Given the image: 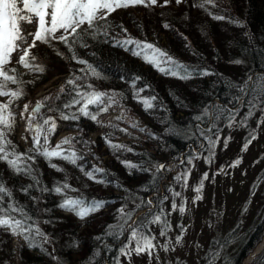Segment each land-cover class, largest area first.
Here are the masks:
<instances>
[{"label": "trees", "instance_id": "16d2710c", "mask_svg": "<svg viewBox=\"0 0 264 264\" xmlns=\"http://www.w3.org/2000/svg\"><path fill=\"white\" fill-rule=\"evenodd\" d=\"M197 3L198 0H183L161 9L142 4L121 7L107 20H98L94 29L84 24L86 31L79 37L70 36L71 51L59 41H38L31 50L36 57L32 63L42 66V72L23 68L18 59L6 66L16 69L10 74L18 76L19 81L9 84L8 91L23 92L18 99L0 97V103L11 101L14 123L7 131L11 141L7 150L22 154L18 161L22 171L16 173L0 161V180L11 192L0 204L11 206L15 210L9 215L30 226L37 246H28L24 238L28 233L13 235L0 227V264H119L124 253L136 246L133 230L153 238V226H157L156 236L165 246L171 231L169 218L171 221L173 213L179 212L180 203L185 206L188 166L198 160L212 163L215 141L241 116L242 121L254 116L259 123L264 99L241 89L264 82V0H216L215 7L207 5L206 9L194 6ZM214 16L225 19L216 20ZM165 24L169 27L165 28ZM129 38L166 52L187 67L188 78L165 75L141 55H134L139 51L135 45L118 46ZM93 69L98 76L92 74ZM54 77H59V87L40 97L42 109L31 120L40 124L42 119L51 117L56 123L47 144L41 137L40 151L55 149L53 141L64 131H73L78 134L76 139L82 140L101 129L100 124L109 113L123 110L124 117L113 121L110 134L97 137L93 143L76 142V146L60 148L65 155L74 154L75 164L60 157L49 161L35 150L32 137L27 148L16 137L21 104ZM68 80H75L76 87L69 85ZM76 91L107 94L102 103L89 106L88 111L96 120L79 111L83 100L64 107L72 102ZM149 99L153 107L146 111L141 101ZM246 101H253L255 107ZM61 114L77 118L62 119ZM135 117L141 122L138 127L132 122ZM253 136L254 131L244 139V146ZM109 141L124 147L113 148ZM165 157L179 163L180 175L169 177L167 167L160 169ZM263 177L264 169L254 186ZM57 187L61 192L55 191ZM192 191L195 197L197 193ZM66 199L80 200V207H91L97 202L101 207L81 218L76 211L60 207ZM173 204L177 206L175 210ZM139 212L142 213L136 217ZM157 216L159 221L155 220ZM165 222L168 227L161 236ZM36 229L47 240L36 235ZM14 237L23 239L16 249L12 246ZM263 237L264 201L235 250L220 256L230 246L229 241L226 237L210 239L201 262L195 264H209L208 257L213 253L217 254L214 261L221 258L220 264H242ZM258 257H264V249L250 264H260ZM174 263L185 264L181 260Z\"/></svg>", "mask_w": 264, "mask_h": 264}, {"label": "rangeland", "instance_id": "374dc122", "mask_svg": "<svg viewBox=\"0 0 264 264\" xmlns=\"http://www.w3.org/2000/svg\"><path fill=\"white\" fill-rule=\"evenodd\" d=\"M172 2L175 3V0H171L170 3ZM162 4L163 0H157L155 7L161 9ZM19 6L22 7V4ZM20 26L27 42L30 44L32 38L28 36V33L36 31L37 21L33 19L31 24L22 22ZM57 35H60V33H57ZM21 47H27V44H21ZM20 54H22L20 51L13 53L11 60L13 62L17 61ZM60 83L59 77H54L42 86L37 93L21 104L17 117L16 137L24 147L27 148L29 140L33 136L32 131H26L31 108L37 102H40V97L53 87H59ZM24 105H28V112H24ZM122 111L109 113L108 117L103 118L99 127L101 129L89 133L87 137H82V140L76 139L77 133L64 131L63 136L65 137L63 139L69 140V143L64 144L76 146V142L89 141L93 143L97 137L110 134L113 121L124 117ZM260 116L258 124L254 116L251 117L250 121H242L241 116L238 121L230 126L229 131L226 130L222 133L220 138L218 137L215 141V148L212 149L210 158L213 160L212 163L198 160L195 164L188 166L185 178V187L188 185L186 198H184L185 211L183 213L180 211L173 213L171 221L169 218L171 231L165 240L167 250H165L163 241H159L158 236H156L157 226H153L154 239L152 243L156 247L152 256H149L147 252L137 255L132 251L131 255H123L119 264H175V260H181L185 264L199 263L201 257L205 254L208 241L213 238L221 240L226 237L230 243L227 249L221 251L220 256H224L237 248L242 241L243 234L249 228V224L254 220L264 201V177L257 186H254L259 173L264 169V111L261 112ZM132 122L137 127L141 124L136 117L134 120L132 119ZM31 123L32 125L37 124L36 122ZM253 131L256 136L251 139L245 149L244 139L250 137ZM248 140L250 139L248 138ZM197 151L195 150V153ZM237 160L240 161L239 164H235ZM160 165L164 166L160 167L163 170L167 167L169 177L179 173V163L169 161L167 157ZM205 174H207V179H204ZM201 182L202 187H200ZM195 185L200 188L199 192L194 190ZM192 189V192L197 193L195 197L192 196ZM197 196L200 199L197 200ZM246 200L249 201L246 203ZM181 206L180 203L179 207ZM132 222H134V219ZM177 237H180L179 243H177ZM19 244H21L19 238H14L12 241L13 248H17ZM258 245L257 250L259 249V251L247 256L243 264L245 262L247 264L251 263L263 251L264 237ZM220 260L221 258L218 257L214 264H220ZM15 262H18L16 258Z\"/></svg>", "mask_w": 264, "mask_h": 264}, {"label": "snow or ice", "instance_id": "6c2138e0", "mask_svg": "<svg viewBox=\"0 0 264 264\" xmlns=\"http://www.w3.org/2000/svg\"><path fill=\"white\" fill-rule=\"evenodd\" d=\"M170 2L171 0H163L161 6H167ZM175 2L180 4L183 0H175ZM20 4H22V7L19 6ZM138 4L149 7L156 5L157 0H0V97L11 96L12 98L18 99L23 95L21 90L8 91L9 84L15 85L19 82L18 76L10 74V72L15 73L16 69L13 68L9 70L6 67L11 63L13 53L17 51L22 53L19 55L17 63L23 68L30 71L42 72L44 70L42 66L32 63V61L36 60V57L31 54V50L37 46L38 41L45 44L50 43L53 40L59 41L68 46L69 51H71L72 43L69 42V37H79L82 31H86L82 28L84 24H87L89 29H94L97 26L96 22L98 20H107V16L116 9ZM207 5L215 7L216 0H198V3L194 6L206 9ZM213 18L216 20L225 19L223 16H214ZM33 19L37 21V28L34 33H28V36L32 38V42L29 44L27 38L22 33L20 25L22 22L31 24ZM164 27L168 28L169 25L165 24ZM124 31L127 30L125 29ZM57 33H60V35H57ZM74 42L75 41H73V43ZM21 44H27V47L22 48ZM129 45H135L139 50L133 52L134 55H141L145 58L146 62L153 64L165 75L175 76L180 79L188 78L189 74L185 65L178 61H174L171 56L159 48H156L154 45L134 41L130 38L120 41L118 44V46L125 47ZM149 56L151 57L150 59ZM72 58L76 59L75 55H73ZM78 62L81 64L87 63L83 60H79ZM237 63H239V61H237ZM161 64H170L171 67H161ZM92 74L95 76L99 75L94 69ZM204 74L207 75L209 73L205 72ZM67 83L76 87L75 80H68ZM89 87L91 86L89 85ZM241 90L246 91L248 95H252L254 98L259 96L264 99V82L259 84L253 83L252 86L246 89L242 88ZM61 91L63 92L64 89L62 88ZM106 95V93L102 92L83 93L76 91L72 102L70 104H65L64 107H72L75 104L81 103L83 100L85 103L79 111L82 115L88 116L92 120H96V116L88 111L89 106L102 103V98ZM109 99L112 100L113 98L109 97ZM141 103L146 111L153 107L151 99L142 100ZM246 103H248L250 107H255L253 101H246ZM10 104L11 101L0 103V161L6 162L9 168L13 169L16 173H19L22 169L19 167L18 161L21 159L22 154L17 155L14 151L10 153L7 150L8 146L11 144V141L7 139V131H11L14 123V114L10 111ZM42 106L43 104L41 102L36 103L35 107L31 110L29 124L26 128V131H32L35 133V135L32 136V143L35 150L49 161L54 157H60L75 164L76 159L74 154L65 155L64 152L60 150V145H56V148L51 151H49L48 148H44L43 151H40L41 137L43 138L44 144H47L48 135L54 133L56 130L55 120L51 117L42 119V123L40 124L35 126L32 125L31 120L36 118V114L40 112ZM102 110L106 111L107 109ZM261 110L264 111V108ZM28 111V105H24V112ZM61 118L76 119L77 117H69L61 114ZM45 125L48 126L47 129H45ZM133 126L135 127V125ZM143 130L144 129H141V131ZM254 138V136L251 137V139ZM251 139L246 141L244 146L245 149L247 148L248 143L251 142ZM63 143H69V140L65 139ZM109 143L113 148L124 147L123 145L111 144L110 141ZM128 150L130 151L131 149ZM10 156L14 158H10ZM28 158L32 159V157ZM239 163V160L235 162V164ZM50 166L56 167L54 164H51ZM126 166L128 165L126 164ZM159 167L162 168L164 166L160 165ZM97 171L103 170L98 169ZM88 175L91 177V173H88ZM204 179H207V174H205ZM202 186L203 184L201 182L200 187ZM24 190L27 191V189ZM55 191L59 193L61 192V188L57 187ZM196 191L199 192L200 188H197ZM177 195H179V193H177ZM8 196H11V192L6 188L2 180H0V201ZM196 199L198 200L200 197L197 196ZM80 205V200L66 199L60 207L70 211H76L77 215L81 218L88 215L91 211H96L101 207V203L99 202L87 208L80 207ZM172 207L175 210L177 206L173 204ZM14 210L15 209L11 206L4 207L0 204V227L9 229L13 235H23L28 233V235L24 236L28 246L36 247L37 245L34 243V236L31 235L30 226L26 227L24 221L9 215V212ZM179 211L183 213L185 208L181 206ZM155 220L159 221L160 217L157 216ZM167 227V222H165L164 228L160 232L161 236L166 234ZM35 234L43 236L44 239L47 240L45 234L40 232L39 229H36ZM132 235L136 239V246L131 249V251L125 252L124 254L131 255V252L134 251L137 255L147 252L149 256H152L156 247L152 243L154 238L141 235L135 230H133ZM179 242L180 237H177V243ZM165 250H167L166 246ZM216 255L217 254L213 253L208 257L209 264H214V257ZM258 260L260 261V264H264V257H258Z\"/></svg>", "mask_w": 264, "mask_h": 264}, {"label": "water", "instance_id": "95a60500", "mask_svg": "<svg viewBox=\"0 0 264 264\" xmlns=\"http://www.w3.org/2000/svg\"><path fill=\"white\" fill-rule=\"evenodd\" d=\"M36 105V104H35ZM35 105L31 108V110L35 107ZM42 108V107H41ZM35 125H37V124H35ZM35 125H33V126H35ZM32 135H35V133L34 132H32ZM259 251V249L255 252V253H257Z\"/></svg>", "mask_w": 264, "mask_h": 264}, {"label": "bare ground", "instance_id": "6f19581e", "mask_svg": "<svg viewBox=\"0 0 264 264\" xmlns=\"http://www.w3.org/2000/svg\"><path fill=\"white\" fill-rule=\"evenodd\" d=\"M51 85V84H50ZM29 142H30V140H29ZM244 264H247V262H245Z\"/></svg>", "mask_w": 264, "mask_h": 264}]
</instances>
